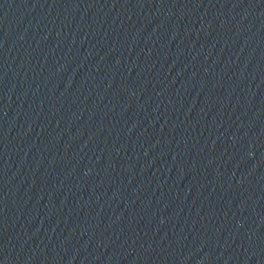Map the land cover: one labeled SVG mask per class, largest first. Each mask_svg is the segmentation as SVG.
I'll return each mask as SVG.
<instances>
[{"label": "water", "instance_id": "water-1", "mask_svg": "<svg viewBox=\"0 0 264 264\" xmlns=\"http://www.w3.org/2000/svg\"><path fill=\"white\" fill-rule=\"evenodd\" d=\"M0 264H264V0H0Z\"/></svg>", "mask_w": 264, "mask_h": 264}]
</instances>
